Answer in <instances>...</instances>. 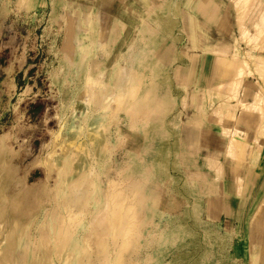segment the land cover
Returning <instances> with one entry per match:
<instances>
[{
  "label": "bare ground",
  "instance_id": "1",
  "mask_svg": "<svg viewBox=\"0 0 264 264\" xmlns=\"http://www.w3.org/2000/svg\"><path fill=\"white\" fill-rule=\"evenodd\" d=\"M70 1L75 4L86 3L89 8H71ZM114 1L52 0L55 18L71 24L64 39V48L60 50L67 55L62 58L65 65L61 64V69L65 68L64 79L61 82L58 72L52 75L53 83L60 84V125L59 129L52 132L47 156L39 162L45 166L48 178L51 173H56L57 183L50 203L58 215L48 214L52 236L33 240L28 229L45 213L44 200L29 206L23 197L25 176L14 174L11 156L6 154L9 149L4 142L8 137L6 133L0 140V178L4 182L0 179V264H23L17 253L25 251L24 256L29 258L33 246L34 249L43 246L47 251L48 264H81L77 257L87 248H82L80 232L82 229L88 230V223L93 220L97 223L93 227L94 232L98 233V228L109 230L110 235L122 238L121 246L119 242L115 257L110 261L106 255V244L97 234L96 258L102 256L99 264H126L142 231L147 232L151 228L159 231V243L171 240L181 243L188 237H196L200 227L206 239H213L212 244L224 245L226 241H231V233L221 235L212 227L201 226V222H207L202 211L203 200L197 197V192L208 189L207 182L197 178H183L180 181V177L171 173L170 167L178 166L177 143L184 125L202 128L205 120L213 118L221 124L222 132L228 138V154L241 162L249 156L250 166H261L264 96L255 92L250 103L252 118L255 123L259 121L255 142L250 143L225 122L237 118L242 92L250 89L247 84L249 77H255L259 86L264 88V8L256 16L253 30L247 23L262 1L233 0L238 33L233 36L230 45L223 38L216 42L207 41L205 30L199 29V24L191 19L193 16H185L187 11H184V7H188L189 0H149L152 7L147 15L129 3L126 6L123 4L128 17L135 20L137 25H134V34L125 35V53L119 51L109 65L103 59H98V55L103 53L105 58L110 59L118 30H127L126 22L119 14L112 17L108 28L103 26L104 7ZM21 3L32 8L35 0H21ZM60 4L62 10L58 11ZM187 30L194 43L199 42L203 50L213 54L214 63L210 84L204 88L198 100L193 96L195 111L184 120L189 96L184 93L178 100L172 88L178 65L183 64V71L190 74L189 57L194 55L190 52L195 51V46L182 41L181 35L186 34ZM170 53L169 62H166ZM73 56L76 59L69 64L68 57ZM70 68L76 83L66 87L64 81ZM177 86L184 85L180 82ZM122 112L131 121L127 131L122 129L119 121ZM112 125H115L114 139L108 134ZM123 137L130 145L129 166L124 169L113 167L111 162L114 149ZM147 165L152 166L148 171L144 169ZM204 168L214 170L217 179L223 174V162L213 156H205ZM111 171L117 177L111 176ZM139 173L144 184L147 177H155L158 173L161 174L155 179L158 184L184 187V209L170 212L165 204H158L160 196L153 194L148 187L146 195L139 194L134 187L131 191L120 189L113 192L112 196L102 193L100 174L107 176L108 184L119 187ZM103 194L107 212L100 216L96 211L99 203L97 198ZM112 201L118 205L114 206V210ZM262 202L264 204V196ZM9 213L13 215L12 220L8 217ZM89 215H92L91 220ZM114 215L119 216L116 226ZM263 216L261 211L254 215L251 222L253 233L261 226ZM105 219L108 224H104ZM156 220H164L166 227ZM115 227L119 228L118 232H114ZM34 257L36 259L38 254ZM220 264L231 263L227 258H222Z\"/></svg>",
  "mask_w": 264,
  "mask_h": 264
},
{
  "label": "rangeland",
  "instance_id": "2",
  "mask_svg": "<svg viewBox=\"0 0 264 264\" xmlns=\"http://www.w3.org/2000/svg\"><path fill=\"white\" fill-rule=\"evenodd\" d=\"M131 1L132 3L130 5L139 10L143 15H147L149 8L152 7L149 0H146L148 4L145 0H140L141 3H143L141 11L140 1L129 0L128 3ZM231 1L233 2V0ZM261 1L257 10L253 12L254 16L247 22L251 30H253V22L259 10L264 8V0ZM70 3L72 6L71 8H89L86 3L75 4L73 1H70ZM221 3L224 4V1H221ZM123 4L126 6L127 3ZM232 4L226 0V5L223 6L222 10L227 16L226 24L231 23L235 25ZM119 7L120 0L106 4L104 7L105 17L103 26L108 28L111 24L112 17L116 14H119L122 20L126 22L125 25H127V30H121V28L118 30V35L114 39L116 42L113 44V56L107 59L103 53L98 55V59H103L104 62L109 65L114 57L119 54V51L120 53H125L127 44L125 35L129 33L134 34L136 29L134 25H137L135 20L128 17L125 10L120 12ZM184 9V11H187L185 16L187 17L188 14L193 16L191 19H194L195 22L199 24V29L211 33L212 30H218V32L221 33V37L225 39L224 41L229 45L232 43L233 36L238 33L237 27L225 31L209 23L208 20L195 14V12L189 10L186 6ZM61 10L62 4H60L58 11ZM68 23L69 22H63L60 18H55L52 0H35V5L32 8L24 6L21 0H0V140L3 135L7 133L8 137L5 138L6 141L4 142L7 143L8 148L11 150L8 149L6 154L9 157L11 156V167L15 171V173H13L17 174L19 177L25 176V192L23 193V197L28 205L35 206L38 200H44L45 213L39 218L40 220L38 219L36 221L37 223H34L35 225L33 224V226L28 229L33 240L50 238L52 236V231L50 230L48 214L51 213L50 215L53 216L58 215L55 212L56 208L53 209V205L50 203L51 195L54 193L57 183V180H55L56 173H51L48 178L45 166L39 162L44 160L47 156L49 144L52 140V132L59 129L60 125V117H58L61 111L58 99L60 84L53 83L52 75L54 72H58L61 82L64 79L63 70L65 68L63 67L64 69H61V64L65 65V63L62 62V58L67 57V55L60 52V50L64 48V39L69 28H71V24ZM181 36L182 41H188L191 46H195L193 47L195 51L190 52L194 55L189 57V62L191 63V66H189V69L191 68L190 74L183 71V64L178 65L175 71L176 81L173 80L172 88L178 100L184 93L189 96V105L187 109L184 110L183 115V119L186 120L190 117L191 113L195 111L194 99L198 100L204 88L210 84L214 56L211 52L203 50L198 44L199 42H197V44L194 43L189 30L186 31V34L183 33ZM215 41H217V39ZM199 52H204L203 57L205 61H207L205 66L207 68L206 73H204L203 68H201L198 73L196 72V66L193 68V64L200 56ZM170 56L171 53L166 59V62H169ZM74 59H76V56L68 57L69 64L74 61ZM95 61H97V59ZM121 64L124 65V62H121ZM72 73V68H70L69 75L65 77L64 81L66 87L74 86L76 83V80L72 77ZM177 82H181L184 86H177ZM11 84H14L15 88H10ZM247 84L250 89L243 90L242 92V103L240 102L238 105L237 118L230 122H225V124L230 125L234 132L241 133L250 143H253L257 137L256 131L259 121L255 123L252 118L253 112L249 110L251 109L250 103L253 102V93L258 92L264 96V88L259 86L255 77H249ZM194 95L197 98L194 97L193 99ZM144 107L146 108L149 106ZM259 116L261 117V115ZM119 121L122 129L127 131L131 121L125 117V112L120 114ZM215 123L216 126H221L214 118L205 120L204 126L198 129L199 137H206L207 132L211 130L212 124L215 125ZM108 134L111 139L116 137L115 125L111 126ZM190 135L191 134L188 133V127L184 125L182 135L177 143L178 152L176 154L178 166L174 167L171 165L170 167L171 173L180 177V181H182L183 178L190 180L194 177L201 178L206 176L205 170L207 169L204 168L205 156L210 154L217 160H220V156H216V154L211 151L204 153L187 150L186 142ZM261 141L263 142L262 156H260L259 160L261 167L259 169L257 188L251 203H246L244 209H242L235 220L219 222L211 220L208 218L209 216H206V209L210 204L212 206V200L206 196L219 193L217 189L218 186H216L217 182H215L214 185L211 184L210 188H204L197 192V197L203 200V210H201L207 222H201V226L212 227V229L221 235L229 232L232 235L231 241H226L224 245L212 244L211 241L213 239L210 237L206 239L200 227V233L197 234L196 237H188L181 243L176 240H171L172 242L162 241L159 243V231L155 228H151L147 232L145 230L142 231L141 238L138 239L137 246L132 252V255L128 257L126 264H220L222 258H227L231 264H251V254L246 246L248 242L247 225L256 207V203L264 191V138H262ZM171 145L175 149V144L172 143ZM129 147L130 145L126 137H123L114 149L113 157L111 158L113 167H121L124 169L129 166ZM140 159L142 160L141 154ZM233 162L236 165L234 169L235 175L241 174L243 177L247 178L251 172L249 156L242 162L234 159ZM150 164H152V159ZM150 167L152 168V166L147 165L144 169L148 171ZM110 175L117 177L114 171H111ZM160 176L161 174L157 173L155 177H147L145 180L146 184H144L142 175L139 173L132 176L128 181L123 182L119 188L118 186L115 187L114 185L108 184L107 176L100 174L101 191L106 195L112 196L113 192L120 189L131 191L134 187L139 194L144 193L146 195V189L148 187L153 191V194L160 196L157 200L159 205L161 203L165 204V207L170 212L183 210L185 207V188H176L172 184H158L155 179H158ZM243 197L244 196L241 198ZM97 199L99 202L96 208L97 213H100V216L106 215V199L104 194ZM243 200L245 201L244 198ZM115 202L116 201H112L113 210L114 206H118L115 205ZM145 207V203H143V209H145ZM47 211L49 213H47ZM263 212L264 206H262V213ZM114 216L116 217V220H114L116 226V223H118L117 217L119 216ZM142 216H144V214H142ZM8 217L10 220L13 219V215L10 213ZM89 219H92V215H89ZM89 219L87 222H89ZM105 220L106 223L104 224H108V220ZM156 222L160 223L162 227H166V222L164 220H161V222L156 220ZM95 224H97L95 220L91 221L88 223V230L82 229L80 232L83 241L82 248H87L86 251L83 250L80 256L77 257L81 264H99V260L102 256L99 259L98 257L96 258V251H98L96 247V240L98 239L97 234L106 244V255L110 261L115 257L119 242L121 246V237L110 235L109 230L102 231L99 228L98 233L94 232L93 227ZM238 229H240L242 237L239 232H236ZM118 231L119 228L115 227L114 232ZM229 242L230 244H228ZM162 248H164L163 251H161ZM32 252V256L29 258L24 256L25 251H21V253L18 252L17 256L22 261L21 263L48 264V262H46L47 251L43 246H38L36 249H34L33 246ZM36 253L38 257L35 259L34 255H36ZM254 263L257 264V261H254Z\"/></svg>",
  "mask_w": 264,
  "mask_h": 264
},
{
  "label": "crops",
  "instance_id": "3",
  "mask_svg": "<svg viewBox=\"0 0 264 264\" xmlns=\"http://www.w3.org/2000/svg\"><path fill=\"white\" fill-rule=\"evenodd\" d=\"M128 1L129 0H120V12L124 10L122 6L123 3H128ZM221 1H224V4H222ZM228 1L231 4L233 3L232 5L234 10L235 25L231 23L226 24L227 16L222 10L223 6L226 5V0H189V5L188 7L186 6V8L195 12V14L202 16L205 20H208L209 23L216 25L217 27L226 31L228 29L238 27L234 2L231 0ZM145 2L148 4V1L145 0ZM131 3L132 1L129 4ZM140 4V10L142 11L143 3L140 1ZM206 35L208 37V42H216V39L222 38L221 33L218 32V30H212V33L206 31ZM203 53L204 52L200 53V56L193 64V68L196 66L197 73L201 68H203L204 73L207 72V68L205 67L207 61H205ZM187 127L188 133L191 134L186 142L187 150H193L197 152L200 151L204 153L211 151L215 153L216 156H220V160L223 162V174L220 179H217V173L209 168H206L207 170H205L206 176L197 178L199 180H205L207 184L209 183L207 188H210L211 184L214 185L215 182H217L216 186H218V194L206 196L212 200V206L210 204V206L206 209V216H209L208 218L211 220L219 222L235 220L242 209H244L246 203H251L254 197L253 195L257 188L260 171L259 169L261 166L255 168L249 165L251 167V172L247 178L243 177L241 174L235 175L236 173L234 172V169L236 165L234 164L233 159L237 161L239 160L228 154V151L226 150L228 138H226V136L223 134L221 126H216V123L215 125L212 124L210 132H207L206 137L202 136L201 138L199 137L198 132V129L200 128L192 126ZM207 156L212 155L209 154ZM242 196H244L243 198L245 201L243 198H241ZM263 196L264 191L256 203V207L247 225L248 242L246 243V246L247 250L251 254V264H255L254 261H257V264H264V217L259 229H257L254 233L251 229V222L254 219V215H256L259 211L262 212V206H264L262 202ZM236 232H239L240 236L242 237L240 229H238Z\"/></svg>",
  "mask_w": 264,
  "mask_h": 264
}]
</instances>
